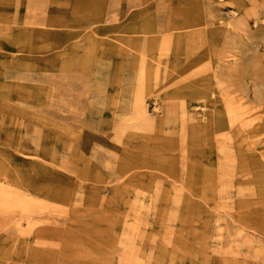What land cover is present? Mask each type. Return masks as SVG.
<instances>
[{
    "label": "rangeland",
    "instance_id": "rangeland-1",
    "mask_svg": "<svg viewBox=\"0 0 264 264\" xmlns=\"http://www.w3.org/2000/svg\"><path fill=\"white\" fill-rule=\"evenodd\" d=\"M209 5L201 57L145 55L124 106L101 58L0 73V264H264V0Z\"/></svg>",
    "mask_w": 264,
    "mask_h": 264
},
{
    "label": "crops",
    "instance_id": "crops-1",
    "mask_svg": "<svg viewBox=\"0 0 264 264\" xmlns=\"http://www.w3.org/2000/svg\"><path fill=\"white\" fill-rule=\"evenodd\" d=\"M210 0H0V73L15 75L16 66L33 59L49 72L116 74L105 81V98L119 106L139 88L143 57L161 56L170 46L176 72L201 57L209 24ZM35 43V44H34ZM188 53L187 45L192 48ZM188 55V56H187ZM71 58V61H69ZM186 58L188 61H185ZM87 64L85 65V62ZM168 95V94H167ZM170 96L184 95V89ZM120 115L122 109L105 113Z\"/></svg>",
    "mask_w": 264,
    "mask_h": 264
},
{
    "label": "bare ground",
    "instance_id": "bare-ground-1",
    "mask_svg": "<svg viewBox=\"0 0 264 264\" xmlns=\"http://www.w3.org/2000/svg\"><path fill=\"white\" fill-rule=\"evenodd\" d=\"M254 75H261V74H257V73H254ZM260 77V76H259ZM261 81V83H263L264 82V79H262V80H260ZM259 126V125H258ZM262 130H264V125H262V126H259V127H256L255 128V126L251 129V131L252 132H260V131H262ZM249 131V130H248Z\"/></svg>",
    "mask_w": 264,
    "mask_h": 264
}]
</instances>
